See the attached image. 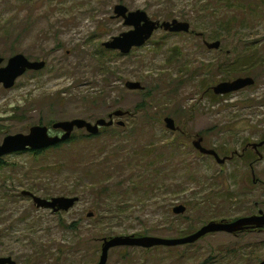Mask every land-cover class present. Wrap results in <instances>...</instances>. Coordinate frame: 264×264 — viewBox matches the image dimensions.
Wrapping results in <instances>:
<instances>
[{"label":"rangeland","instance_id":"1","mask_svg":"<svg viewBox=\"0 0 264 264\" xmlns=\"http://www.w3.org/2000/svg\"><path fill=\"white\" fill-rule=\"evenodd\" d=\"M117 5L152 21L188 23L190 34L160 30L128 55L107 51L105 42L130 30L115 18ZM216 41L219 50L206 48ZM19 54L45 68L26 72L12 89L0 85V145L35 126L128 114L114 118L122 129L114 124L92 141L76 130L79 140L62 148L1 160L0 258L97 264L104 239L141 233L178 239L189 229L264 212V0H0V68ZM247 77L254 85L239 92L211 90ZM128 82L143 90H127ZM166 118L177 133L165 128ZM200 138L223 163L193 148ZM152 179L167 189L147 194ZM92 183L103 189L102 198L91 192ZM24 191L46 200L82 196L68 212L52 214ZM177 206L185 213L174 215ZM263 261L264 231H244L171 248H116L107 264Z\"/></svg>","mask_w":264,"mask_h":264},{"label":"water","instance_id":"2","mask_svg":"<svg viewBox=\"0 0 264 264\" xmlns=\"http://www.w3.org/2000/svg\"><path fill=\"white\" fill-rule=\"evenodd\" d=\"M238 2H245L248 0H235ZM115 18L121 19L125 27L130 30L122 33L116 37L111 38L103 44L107 51L119 52L121 55H128L133 49L143 47L157 31H164L170 34H188L190 32V25L185 22H178L173 20L171 22L152 21L145 12L135 11L129 12L127 8L122 5L114 7ZM208 50H219L221 43L219 41L213 43H205ZM3 60L0 59V65ZM45 68L44 62L29 61L23 55H15L7 61L5 67L0 68V85L5 90L12 89L16 81L21 78L26 72H39ZM254 85L252 78H238L230 82H221L213 87L211 90L215 96H224L239 92L243 89ZM125 88L129 91H141L142 86L139 83L128 82ZM126 113L117 110L108 116V120L100 119L95 123H89L84 120L76 119L72 121L56 122L51 125V128L46 126H35L30 128L28 134H16L7 136L3 139L0 145V159L8 155L21 154L25 152L45 151L55 147L61 143H65L71 138L74 131H85L90 136H96L100 128L113 127L114 118H122ZM165 128L170 132H176L177 127L172 119L166 118L163 120ZM118 127H124L121 121L115 124ZM59 131L60 136L51 135V131ZM260 144L259 146H262ZM193 148L200 154L208 157H213L218 164L223 163L219 160L217 153L213 150H207L202 147V139H198L193 143ZM22 196L32 200L33 205L37 209L50 210L52 214L65 213L71 210L78 202L77 197H56L49 200L36 197L35 195L24 191ZM186 208L177 206L173 208L174 215H182ZM91 217V215H88ZM264 227V216L262 213L256 217L241 218L231 223H209L204 225L192 235L178 239H163L155 237H134V236H120L109 239H104L101 245V254L97 264H107L108 254L111 250L116 248H139L151 249L155 247H177L191 245L202 239L203 237L216 234L225 233L235 235L242 233L249 228L261 229ZM0 264H16L11 258H0ZM260 264H264V261Z\"/></svg>","mask_w":264,"mask_h":264},{"label":"trees","instance_id":"3","mask_svg":"<svg viewBox=\"0 0 264 264\" xmlns=\"http://www.w3.org/2000/svg\"><path fill=\"white\" fill-rule=\"evenodd\" d=\"M190 34V33H189ZM126 113V115L128 114L127 112H125ZM163 122V121H162ZM118 127V126H117ZM119 129H122V127H119ZM111 130V127L110 128H100V130H99V133H101V132H108V131H110ZM178 132V130L176 131V132H172L173 134L174 133H177ZM98 133V134H99ZM180 135L181 134H179V137H180ZM96 138V136H90V135H85V140H87V139H89L90 141H92V140H94ZM176 139H177V137H175L173 140H172V144H175L176 143ZM76 140H79V136L78 135H71V138L68 140V141H66L65 143H61V144H59V145H57V146H55V147H52V148H50V149H47V150H45V151H37V152H26V153H30V154H32L33 156H39V155H41V154H43V153H45L46 151H49V150H56V149H59V148H62L65 144H68V143H72V142H74V141H76ZM158 146H160V144L158 145H156V149H155V154L157 155L158 154ZM155 154H153L152 155V160H155V158H156V155ZM1 160L2 159H0V168H1V165L2 164H4L3 162H1ZM153 166H155V164L153 163ZM51 168H53V166L51 167ZM58 168V167H57ZM83 178H89V175H88V173H83ZM91 192L92 193H94L95 194V197L96 198H102L104 195H105V193H104V191H103V189L99 186V185H95V184H91ZM167 189V187L166 186H164L163 187V189H162V185H160V183L159 182H157V181H154V179H152V180H150L145 186H144V190L146 191V193L147 194H149V195H153L154 193H152V192H154V191H160V190H162V191H165ZM161 191V192H162ZM122 192H124V194L123 195H125L126 197H128L131 193H132V189H131V187L129 186V187H125L124 189H123V191ZM145 193V192H144ZM82 195L80 194V193H75V195L73 196V197H81ZM121 207V206H120ZM120 207L118 208V210L120 209ZM173 210V209H172ZM222 222H226V223H231V222H233V221H222ZM144 230H146V229H144ZM192 231V230H191ZM190 231V229H189V231H187L186 233H187V236H189V235H192L193 233H195V232H191ZM147 234H135V235H131V236H134V237H148V236H146ZM97 236V235H96ZM186 235L184 236V237H187ZM184 237H182V238H184ZM109 239V238H108Z\"/></svg>","mask_w":264,"mask_h":264},{"label":"flooded vegetation","instance_id":"4","mask_svg":"<svg viewBox=\"0 0 264 264\" xmlns=\"http://www.w3.org/2000/svg\"><path fill=\"white\" fill-rule=\"evenodd\" d=\"M53 132H59V131H53ZM60 133V132H59ZM262 144L264 143V142H261ZM262 146H264V145H262ZM259 147V146H258ZM261 147V146H260ZM261 213H263L264 214V212L263 211H258V215H260ZM246 231H248V232H253V231H257V232H261V231H264V227L263 228H261V229H256V228H249L248 230H246Z\"/></svg>","mask_w":264,"mask_h":264}]
</instances>
